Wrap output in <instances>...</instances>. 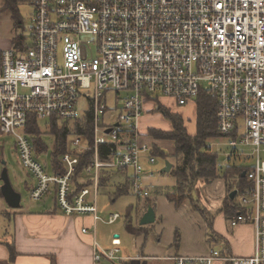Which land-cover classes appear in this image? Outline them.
Returning a JSON list of instances; mask_svg holds the SVG:
<instances>
[{
    "label": "built area",
    "instance_id": "1",
    "mask_svg": "<svg viewBox=\"0 0 264 264\" xmlns=\"http://www.w3.org/2000/svg\"><path fill=\"white\" fill-rule=\"evenodd\" d=\"M33 6L25 49L3 51L0 63V133L14 138L35 181L31 197L55 195L64 215L90 216L95 230L103 221L98 214L103 170H131L132 194L151 195L141 184L143 155L154 145L151 138L144 142L140 131L147 106L157 108L166 99L184 107L207 95L217 102V131L230 156L253 159L242 166L247 186L231 187L237 211L230 224L255 227V252L233 257L214 249L171 260L264 264V0H34ZM82 96L90 105L86 113L79 110ZM88 118L91 146L74 131ZM52 122L69 125L76 138L60 156V170L29 132ZM110 145L103 155L102 147ZM88 151L94 153L84 173L88 184L78 189L73 176ZM148 159L156 162L154 156ZM120 218L111 214L106 223ZM120 245L118 237L111 249L94 242V263L125 260Z\"/></svg>",
    "mask_w": 264,
    "mask_h": 264
},
{
    "label": "crops",
    "instance_id": "2",
    "mask_svg": "<svg viewBox=\"0 0 264 264\" xmlns=\"http://www.w3.org/2000/svg\"><path fill=\"white\" fill-rule=\"evenodd\" d=\"M11 48H13L12 40ZM5 50H8V48L3 51ZM3 51H1V55ZM159 102L175 108L176 112L184 115L186 118H184V116L182 117L184 120L186 119V127L187 119L193 117V119H195L196 127V102H190L184 107H178L173 101H168L166 99H162ZM155 108L156 107H150V105L147 106L146 112L144 113L147 117L146 119H143L142 117L140 124V131L145 137L143 141L148 142V137L152 138L154 141L150 154L143 155L142 164L145 162L150 163L148 159L150 155L155 158L156 156L167 157L168 154L164 150L166 144L173 146L171 157L174 156L176 158L174 141L156 139L152 137L151 133H149L153 131V128L163 132L172 131L171 124L162 114L155 112ZM154 116L166 120V127L154 123L153 121L156 119ZM177 161L179 162L178 166L181 165L178 159ZM175 170L176 169H174V166L172 165V168L168 173H172L175 176L173 173ZM119 175L124 177L125 185L118 187L117 194L119 196L124 194L131 195L132 191L129 185L131 170L121 173L111 170H103L102 177H106V179L108 178V184L103 187L100 186V191H103L111 185H116V179ZM218 179H222L225 182V184L222 185L225 195L221 208L218 209L214 215L211 213L210 205L207 204L208 200L206 201L208 209H206V211L199 210L205 217L204 223L199 222L197 226L189 227V234L193 236L191 242H188L185 238H181L178 233L176 234L175 241H167V243H164V240L160 237L155 241L154 239L149 240L148 235L150 228L148 227H150V225L141 226L140 223L137 226L133 225L129 209L125 218L126 232L135 237H142L144 235V239L141 240V243L131 250L124 246L122 236L116 231L106 237L107 230L102 227L99 222L96 224L94 230L92 217H67L64 215L57 208L53 197L52 206L47 205L37 211L27 210L21 214L16 213L13 217L10 213L5 212L6 217H1L0 264H96L94 263L92 252L94 242H97L102 248L111 249L112 241L115 237H118L121 240L119 256L125 260L120 262L101 260L97 264H175L174 261L171 260L174 257H201L208 255L214 249L223 252L225 248H228L226 253L233 257H251L255 252V227L250 224H243L236 228L232 227L227 215V213H230L228 206L232 204L230 202L232 200L230 198V194L232 193L231 187L236 185V181L231 179L226 182V180L221 177ZM173 195H175V193L168 194L167 199L170 202H176L175 205L180 207L183 202L181 203V201H177L176 199L175 201H171L170 198ZM153 197L145 199L146 204L142 207V218L149 208H155L156 202L153 201ZM0 198L3 199L1 196ZM137 200L140 204L142 199L137 198ZM212 206H215V204ZM7 222L10 223L9 228L3 230L6 227ZM157 222L158 218L156 216V221L151 224V226L156 225ZM115 224L116 223L107 225L112 227ZM128 225L134 228L133 232H128ZM84 229H88L87 233L83 232ZM207 229H209V232H207ZM215 264L229 263L218 262Z\"/></svg>",
    "mask_w": 264,
    "mask_h": 264
},
{
    "label": "rangeland",
    "instance_id": "3",
    "mask_svg": "<svg viewBox=\"0 0 264 264\" xmlns=\"http://www.w3.org/2000/svg\"><path fill=\"white\" fill-rule=\"evenodd\" d=\"M3 6L4 0H0V11L2 10ZM19 11L23 22V25L20 28V33H23L25 37H29L32 25L31 20L34 12V6L32 5V2L28 1L21 3L19 5ZM13 26L14 20L12 18L11 12H0V57L1 51L7 48L11 49ZM83 94H86V92H84ZM108 105L110 107L113 105L112 96L108 97ZM160 105H163L174 113H179L175 111V108L161 103ZM89 109L90 105L88 99L82 96L79 102V110L83 113H86L89 111ZM179 114L182 115L181 113ZM146 117L147 116L143 114V119H146ZM154 118H156V116H154ZM184 118L186 117L184 116ZM166 120L157 117L153 122L166 127ZM141 121L142 119L140 120V124ZM40 127L43 133L50 134V131L46 124L42 123ZM187 128L190 135L195 133L196 127L195 119H193V117H189L187 119ZM152 130L156 129L153 128ZM75 139L76 138L74 136H71L70 138L71 141ZM44 140L47 143L46 152L48 153L47 160L49 161V156L52 155V149L54 145L53 139L50 135H45ZM208 146L210 148L209 152H212L217 156V165L219 169H223L229 162L237 166H243L253 163V159H244L230 156L231 148L229 147L225 139H211L208 142ZM164 150L168 154L167 157L156 156L155 163L152 164L145 162L143 164L144 172L141 175V184L143 187L151 191V195L149 198H152L154 196L153 201L156 202L154 210L158 218V222L156 225H150V227H148L150 228L148 238L149 240L154 239L155 241L160 237L164 240V243H167V241H175L176 234L178 233L181 238H185L188 242H191L193 240V236L189 234V227L197 226L199 222L204 223L205 217L199 210L206 211V209H208L207 204H209L211 207V213L215 215L218 209L221 208L225 195V191L222 185H224L225 182L222 179H217L212 182H208L202 179L197 181L192 187L187 186L185 189L180 188V192H178V194L175 196V199L183 203L180 207H177L175 205L176 202H170L167 199L168 194L177 192V178L172 173H164L163 169L166 167L167 162L171 163L174 166V169H176L179 162L174 156L171 157L173 146H171L170 144H166V148ZM261 159H264V150L261 151ZM4 168L8 169L11 184L14 189L21 194L22 201L21 207L19 209H13L8 206L4 198H0V227L2 222L1 217H6L5 212L10 213L13 217L16 213L21 214L22 212L27 210L37 211L44 208V206H52L53 195H49L39 201L34 200L31 197V189L34 186L35 181L29 175L27 169L21 162L19 154L15 148L14 138L0 133V187L3 185L1 176ZM116 182V185H111L104 190L102 189L103 191L99 192L98 214L99 217L103 220L99 223H101L100 225L107 230L106 237L116 231L122 236L124 246L133 250V248H135V246H138L141 243V240L144 239V235L142 237H135L131 234H128L125 230V218L128 214L127 211H129L130 209V216L132 218L133 225H139L143 214L142 207L146 204V200H143V198H141L142 200L139 204L137 197H135L133 194H131L132 196L127 194L119 196L117 194V189L118 187L125 185L124 177L122 175L117 176ZM213 204H215V206H212ZM115 213L121 215V218L116 222L115 225L109 227L105 223L109 219V216ZM9 225L10 223L7 222L6 227L3 230L9 228ZM207 232H209V229H207Z\"/></svg>",
    "mask_w": 264,
    "mask_h": 264
},
{
    "label": "trees",
    "instance_id": "4",
    "mask_svg": "<svg viewBox=\"0 0 264 264\" xmlns=\"http://www.w3.org/2000/svg\"><path fill=\"white\" fill-rule=\"evenodd\" d=\"M28 1L32 2L33 5L34 0H4V6L0 11H10L12 14L14 20L12 36L13 49L24 50L27 44V37H25L23 33H20V28L23 25V22L19 11V5ZM196 104L197 119L194 135L188 133L185 120L179 113H174L163 105H159L155 110V112L162 114L170 122L172 131L162 132L153 130L151 135L156 139L174 141L176 158L181 163V165L173 171L175 177L178 179V188L175 195L171 196V201H175V196L180 192V188L185 189L187 186L192 187L197 181L202 179L208 182L215 181L220 177L224 178L226 182L231 179H236L237 183L235 187L243 190L245 186H247L246 180L242 178L243 173L246 171L244 167L229 163L223 169H219L217 165V156L209 152V140L220 137L217 131V102L207 95H201L196 101ZM47 127L53 138L54 144L52 149L53 165L55 170H60L61 166L59 164V158L66 152L68 142L72 136V128L67 124L60 125L54 122H52L51 125H47ZM91 130L90 118L84 123L77 124L74 129L76 135L86 136L88 145L90 146L93 144ZM29 132H34L35 136H37V139H35V145L37 148L40 151H46L47 143L42 136L43 132L41 127L36 124L35 126L30 127ZM111 146L112 145L102 147L101 151H103V155H106L110 151L109 148ZM93 155L94 153L92 151L80 155V163L73 176V181L78 189L88 184L84 180V173L86 167L93 162ZM101 159L106 160L107 158L101 157ZM100 182L101 187H103L107 185L108 178L106 179V177L101 176ZM0 196L3 197L1 190ZM53 197L57 206L56 196L54 195ZM236 199L237 197L231 200L230 202L232 204L228 206L230 210V213H227L229 220H231L236 214ZM127 230L128 232H133L134 228L128 225ZM227 249L228 248H225L223 252H227Z\"/></svg>",
    "mask_w": 264,
    "mask_h": 264
},
{
    "label": "water",
    "instance_id": "5",
    "mask_svg": "<svg viewBox=\"0 0 264 264\" xmlns=\"http://www.w3.org/2000/svg\"><path fill=\"white\" fill-rule=\"evenodd\" d=\"M171 168H172L171 163L167 162L166 167L163 169V171L168 173L170 172ZM243 177H245V174H243ZM1 180L3 182V185L1 187V193L4 200L6 201L9 207L13 209H19L21 207L22 196L12 186L7 168H4L1 176ZM236 195H237V191H233L230 194V198L233 200L236 197ZM155 221H156V214L154 209L151 207L148 209L147 213L143 216L140 225L148 226L155 223Z\"/></svg>",
    "mask_w": 264,
    "mask_h": 264
}]
</instances>
